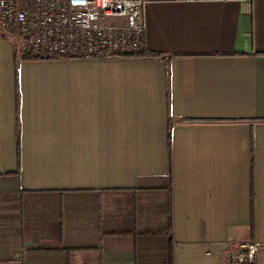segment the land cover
<instances>
[{
	"label": "crops",
	"instance_id": "crops-1",
	"mask_svg": "<svg viewBox=\"0 0 264 264\" xmlns=\"http://www.w3.org/2000/svg\"><path fill=\"white\" fill-rule=\"evenodd\" d=\"M144 21L159 57L16 68L0 37V264H61L34 250L58 241L98 243L74 264H135L164 201L173 264H232L246 241L264 264V0H145Z\"/></svg>",
	"mask_w": 264,
	"mask_h": 264
},
{
	"label": "built area",
	"instance_id": "built-area-1",
	"mask_svg": "<svg viewBox=\"0 0 264 264\" xmlns=\"http://www.w3.org/2000/svg\"><path fill=\"white\" fill-rule=\"evenodd\" d=\"M144 6L145 0H0V34L14 41L19 57L126 56L143 48ZM108 18L117 21L104 23ZM239 247L228 255L229 262H253L257 244L246 241Z\"/></svg>",
	"mask_w": 264,
	"mask_h": 264
},
{
	"label": "trees",
	"instance_id": "trees-1",
	"mask_svg": "<svg viewBox=\"0 0 264 264\" xmlns=\"http://www.w3.org/2000/svg\"><path fill=\"white\" fill-rule=\"evenodd\" d=\"M2 38H4L3 35H1ZM128 57H159L161 56L160 53L155 52H146L142 48L138 53L126 55ZM162 58H165L162 56ZM54 60V59H65L58 56H51L47 59L43 58H36L31 57L28 55H24L22 57L15 58V65L16 68L20 61L22 60ZM215 121V120H211ZM239 121H247V120H239ZM257 122L256 120H254ZM259 122H263L264 120H258ZM184 122H197V123H207L210 122L208 120H184ZM215 122H218L217 120ZM229 122V121H224ZM169 201L163 202V216L164 219L162 221V224L156 227H138L134 229L131 233L134 236L135 239V252H134V261L135 264H142L146 258L145 252L147 249V244H157V258L161 264H173V238L171 235V223H170V215H169ZM128 233V232H127ZM51 245V246H50ZM40 245L38 248L34 249L36 251L44 252L48 255H53L58 257L61 260V264H74L72 255L77 250H90V249H99L98 243H92V242H84V243H78V244H72L70 242L64 241H58L53 244ZM255 259L251 263H242V264H254Z\"/></svg>",
	"mask_w": 264,
	"mask_h": 264
},
{
	"label": "rangeland",
	"instance_id": "rangeland-1",
	"mask_svg": "<svg viewBox=\"0 0 264 264\" xmlns=\"http://www.w3.org/2000/svg\"><path fill=\"white\" fill-rule=\"evenodd\" d=\"M117 20L115 18H108V19H104V23H110V24H114ZM1 37V36H0ZM2 38V37H1ZM7 38V37H6ZM57 200L55 199H47L44 198L43 199V204L44 205H51L52 203L56 202ZM145 215H144V222L148 223V224H153L156 222L155 219V215L157 214V211L155 210V207L153 206V204L151 203V205H149L145 211ZM51 238V237H50Z\"/></svg>",
	"mask_w": 264,
	"mask_h": 264
}]
</instances>
